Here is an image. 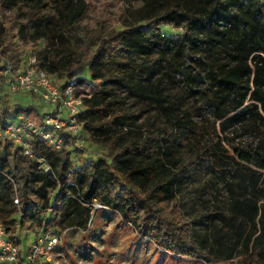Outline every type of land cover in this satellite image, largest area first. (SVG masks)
<instances>
[{"label":"trees","instance_id":"trees-1","mask_svg":"<svg viewBox=\"0 0 264 264\" xmlns=\"http://www.w3.org/2000/svg\"><path fill=\"white\" fill-rule=\"evenodd\" d=\"M119 1L108 19L84 0H0V69L24 58L15 38L36 42L34 66L90 84L78 121L104 147L77 165L70 145L36 137L38 161L0 140L7 237L28 220L86 228L95 201L176 257L264 264V0ZM7 94L0 72L1 124L40 122Z\"/></svg>","mask_w":264,"mask_h":264},{"label":"rangeland","instance_id":"rangeland-1","mask_svg":"<svg viewBox=\"0 0 264 264\" xmlns=\"http://www.w3.org/2000/svg\"><path fill=\"white\" fill-rule=\"evenodd\" d=\"M47 1L51 5L55 0ZM84 2L90 11V16L99 15L111 19L117 17L122 9L119 0H84ZM50 5L47 7L48 11L52 10ZM2 10L0 7V12ZM5 10L12 12L13 9L8 7ZM162 30L165 33L174 32V29L169 25L162 26ZM11 47L16 51H22V55L24 54V58L20 62L18 59L10 61L19 66L40 45L38 46L33 41L23 44L21 38H15ZM84 77L87 81L90 80L88 72H85ZM60 81L65 82L64 79H60ZM82 88L86 91L91 90L89 83H84ZM8 94L5 98L9 103L14 102L22 106L30 105L40 113H52L54 110V105L46 104L38 95L32 93L12 95L9 92ZM65 114L63 111L61 116ZM76 135L79 141L77 143L74 142V139L67 141L65 148L69 145L73 148L71 157L77 165L103 153L104 147L91 141L85 131L79 130ZM95 205L94 201L92 215L86 228L76 226L59 230L62 237L51 253L50 261L45 264H196L191 260L159 250L150 239L139 235L129 223L122 220L119 214L106 208L96 209ZM29 225L30 221H25L18 231L20 238L18 245L23 253L27 251L37 236L32 229H27ZM1 264L21 263L5 262ZM220 264L226 263L221 262Z\"/></svg>","mask_w":264,"mask_h":264},{"label":"built area","instance_id":"built-area-1","mask_svg":"<svg viewBox=\"0 0 264 264\" xmlns=\"http://www.w3.org/2000/svg\"><path fill=\"white\" fill-rule=\"evenodd\" d=\"M35 56L30 55L19 66L6 62L0 72L6 79L7 91L14 95L18 93H32L38 95L43 102L54 105L52 113L44 112L40 122L35 123L26 113L20 112L6 123H0V140L12 141L20 146V151L30 159L37 158L34 154V139L40 137L54 149H64L67 141L79 138L76 133L81 130L78 121L79 113L83 110L82 98L90 95L82 88L83 84L62 85L58 77L49 74L43 68L34 66ZM65 111V115L61 116ZM67 148V147H66ZM45 170L49 167L42 165ZM18 203V197L14 198ZM93 204V203H92ZM91 204V205H92ZM105 207L96 202L95 208ZM62 233L53 228L37 233L34 242L23 253L18 244L9 239L0 223V264L5 262H20L21 264H45L50 261L51 253L60 241ZM221 261L202 264H220Z\"/></svg>","mask_w":264,"mask_h":264}]
</instances>
